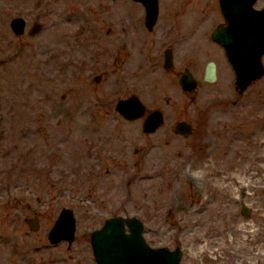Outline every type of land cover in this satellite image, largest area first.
I'll list each match as a JSON object with an SVG mask.
<instances>
[{
	"label": "rangeland",
	"instance_id": "374dc122",
	"mask_svg": "<svg viewBox=\"0 0 264 264\" xmlns=\"http://www.w3.org/2000/svg\"><path fill=\"white\" fill-rule=\"evenodd\" d=\"M98 1L0 0V252L14 247L19 264H94L90 232L119 215L178 246L180 264H264V74L237 95L220 61L189 98L144 59H112L107 14L97 25L83 15ZM129 95L162 112L155 133L113 110ZM174 119L192 124L186 138L167 130ZM61 208L74 237L49 244Z\"/></svg>",
	"mask_w": 264,
	"mask_h": 264
},
{
	"label": "flooded vegetation",
	"instance_id": "af4514ba",
	"mask_svg": "<svg viewBox=\"0 0 264 264\" xmlns=\"http://www.w3.org/2000/svg\"><path fill=\"white\" fill-rule=\"evenodd\" d=\"M249 1H251L250 8L253 11L264 8V0H223V11L220 10L219 0H145L144 2L123 0L121 6L124 7V14H122L116 10L115 0H109L108 11L106 4L99 0L95 11L88 10L83 15L87 14V19L90 20L85 22L87 25H97L102 23V14L104 13V16L107 14V24L109 25L107 32L110 40L108 49L115 62L118 59V54H121L122 59L126 60L143 61L144 59L148 63V67H153L159 73L158 75L163 77V80L167 79V85L169 83L172 89L188 94L191 98L198 89L213 83L218 78L220 61L228 65L234 77L225 50L218 44L214 36L221 28L222 35L228 40H233L239 34L235 25H240L241 20H244L245 7ZM82 12L80 11V17H82ZM68 20L69 18L66 21ZM33 25L39 24L34 22ZM83 34L85 37H89L90 33L85 34L84 32ZM97 34H94L90 39H98ZM81 41H85L84 38ZM95 42L97 44L99 40ZM101 50H105V48L101 46ZM210 77H213L212 81L207 80ZM98 78L99 76L95 75L93 80L96 81ZM184 78H189L194 86H186ZM153 80L154 78H151V81ZM181 82L184 86H181ZM233 89L237 95L241 94L235 89L234 81ZM131 96H135L143 106L142 116L133 120L141 121V131L144 135L155 133L164 124L165 117L156 107L146 109L143 101L139 99V95L116 99L113 110L118 100ZM155 111L160 114L161 120L152 132H144V120ZM121 119L126 120L123 117ZM179 122L189 125L190 134L192 124L178 119L171 120L167 130L186 138L189 134L183 136L177 131ZM143 238L146 244L152 248L162 247L147 240L144 236ZM10 249L0 252L2 264H19V259H16L18 252L14 247H10ZM92 260L95 264L93 255Z\"/></svg>",
	"mask_w": 264,
	"mask_h": 264
},
{
	"label": "water",
	"instance_id": "95a60500",
	"mask_svg": "<svg viewBox=\"0 0 264 264\" xmlns=\"http://www.w3.org/2000/svg\"><path fill=\"white\" fill-rule=\"evenodd\" d=\"M250 3L251 1L246 4L244 20H241L240 25H235L239 34L233 40L226 39L221 28L214 36L225 50L238 93H242L251 82L260 79L264 74L261 63V56L264 54V8L253 11ZM219 7L223 11V0H219ZM24 25L23 18L19 16L9 21V28L16 35L23 32ZM183 80L186 81V86H194L189 78ZM207 80L212 81L213 77ZM181 86H184L182 82ZM114 110L124 119L133 120L142 116L143 106L135 96H131L118 100ZM160 120L158 112L150 113L144 120L143 131L152 132ZM177 131L186 136L189 134V125L179 122ZM241 212L248 214V208L243 203ZM27 224L30 230H36L37 218L28 219ZM74 229L72 211L61 208L47 232V241L49 244L71 242ZM142 232L143 224L136 217L117 215L105 218L102 225L89 234V245L95 264H180L182 253L178 246L171 250L164 247L152 248L146 244Z\"/></svg>",
	"mask_w": 264,
	"mask_h": 264
}]
</instances>
